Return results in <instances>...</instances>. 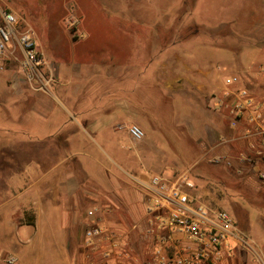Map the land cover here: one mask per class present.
<instances>
[{"label": "rangeland", "instance_id": "obj_1", "mask_svg": "<svg viewBox=\"0 0 264 264\" xmlns=\"http://www.w3.org/2000/svg\"><path fill=\"white\" fill-rule=\"evenodd\" d=\"M196 1L185 0L182 6V0H0V10L15 12L35 31L38 51L43 54L49 68L44 67V74L47 79H51L48 92H34L26 90L28 84H25L18 63H7L4 71L0 72V129H10L16 133L22 145L28 149L32 179L42 173L37 154L31 151L41 143L60 146L64 154L67 150L75 152L79 149L65 147L64 139L73 136L88 142L87 92L91 87L84 83L79 86L81 93L76 92L77 95H74L71 93L73 80L78 81L77 74L89 66L93 67L95 63L99 65L106 62L114 74L119 72L120 65L126 59L129 61L130 56L125 55L121 48L129 42L127 37L132 33L134 36L139 28L137 24H132L129 31L125 27V19L135 20L137 15L146 16L147 19H157L156 15L158 17V24L143 23V31L149 37L146 45L148 52L142 57L144 66L152 61L156 64L173 63V53L159 52H167L170 48L183 52L186 47L190 55L196 54L195 59L202 61L203 66L220 68L219 71H211L217 76L220 87H226V78L233 75L243 78L247 74L259 73L258 69L264 66V22L254 16L262 17L264 0H200L195 10ZM253 11H257L254 16L251 15ZM175 12L176 17L179 15L183 19L173 24L169 20H172L171 15ZM185 16L188 17L184 21ZM251 18L256 19L257 23L253 24ZM227 19L234 21L230 27L223 25ZM130 39L134 43L135 38ZM153 72L155 77L161 79L171 74L168 70ZM61 84L68 94L63 95L59 88ZM158 84L141 87L145 97L153 96L156 101L154 110L146 112L151 120L156 121L155 128H150L147 118L140 120L143 125L134 121L131 124L140 126L145 134L144 139L152 137L153 143L178 164L175 167L177 173L173 175L176 178L189 168L193 153L188 149V139L183 129L172 125V97L166 95ZM212 113L217 115L221 125L228 120L226 112L217 113L213 110ZM122 131L128 134L126 130ZM213 135L210 142L215 145L219 136ZM130 139L133 143H140ZM232 146L233 143H230L227 147L229 154L239 155L241 151ZM116 153L129 164L136 162V150L132 145ZM16 165L19 168L20 162L17 161ZM224 168L231 177H227L223 183L212 179L210 182L193 179L192 170L183 174L194 181V193L199 202L212 209L228 211L252 247L257 251L261 246L264 249V189L260 194L256 185L244 183L239 188L237 181H243L238 178L241 174L237 168ZM113 170L123 175L119 168L113 167ZM16 175L23 176L24 171H18ZM235 209L249 214L247 223L235 213ZM33 218V214L27 213L24 221L18 213L15 219L18 224H33ZM67 233L59 225L41 227V230L32 227L17 230L16 226H12L7 229V235L13 245L5 243V247L8 250L17 247L22 264H71L74 246L69 244ZM1 239L0 233V249L3 247ZM241 253V259L249 257L245 252ZM248 254L255 257L251 252Z\"/></svg>", "mask_w": 264, "mask_h": 264}, {"label": "crops", "instance_id": "obj_2", "mask_svg": "<svg viewBox=\"0 0 264 264\" xmlns=\"http://www.w3.org/2000/svg\"><path fill=\"white\" fill-rule=\"evenodd\" d=\"M184 1L182 0V6ZM199 1H196L195 10ZM177 12L171 15L172 20H169L173 24L183 19L179 15L176 17ZM256 13L257 11H253L251 15L254 16ZM187 17H184V21ZM156 18L147 19L146 16L137 15L135 20L125 19V27L129 31L132 24H137L139 30L136 29L134 36L133 33L132 36H128L129 42L121 48L122 52L130 57L129 61L126 59L120 65L118 73L112 74L113 69L106 62L99 65L95 63L93 67L89 66L77 74L78 81L73 80L71 93L74 95H77L76 92L81 93L79 86L84 83L91 87V90L86 91L87 95L89 94V109L86 116L88 142L73 136L64 139L63 142L65 147L79 148L78 151L72 152L70 149L63 154L60 146L41 143L31 151L37 154L42 173L38 178L32 179L28 165L30 158L28 149L22 145L23 142L16 133H12L10 129H0V225L3 229L0 232L3 244L0 249V264L8 256L15 257L17 264H22L17 247L9 248L11 251L5 247V243L7 245L12 243L7 235V229L12 226H16L17 230L24 227L41 230V227L52 228L59 225L61 230L68 232L69 244L74 246L71 264H106L119 261L116 254L112 260L98 259L85 245L84 232L91 224V219L87 215L90 210H97V216L101 215L100 225L114 231L119 239L141 240V248L146 252H150L159 244L154 236L146 237L147 234H143V229L148 226L144 220L146 190L137 180L146 181L147 177L153 174H162L172 179L177 173L175 167L178 164L153 143L152 137L140 143H133L126 132L117 129L118 125L131 124L132 121L142 124L140 120L143 118L150 121L151 129L155 128L156 121L151 120L146 112L151 113L154 110L156 101L153 96L145 97L141 93V87L146 84L152 86L157 82L166 95L172 97L171 110L174 114L171 115L172 125L183 129L188 139V149L193 153L191 164L183 173L191 171L201 161L209 162L210 158L220 155V149L215 148L217 144L210 142L211 135L222 136L225 129L217 115L212 113L215 109L214 98L211 97L222 95L227 90V87L219 86L217 76L211 72L219 71L220 68L203 66L202 61L195 59L196 54L190 55L186 47L183 52L176 48L159 52L173 53L175 55L173 63L156 64L152 61L144 66L142 57L148 52L146 45L149 37L142 27L145 22L158 24L157 15ZM254 18H260L264 22V13L262 17L256 15ZM229 20L227 19L223 25L230 27L234 21ZM251 20L253 24L257 23L256 19ZM133 37L134 43L130 39ZM154 70H168L171 74L161 79L155 77ZM258 72L255 75L252 73L241 77L242 87H245L257 101H264V66H261ZM26 86V90L37 92ZM62 87L63 84L59 86L63 95L68 94L67 89ZM227 132V137L233 140L232 147L244 153L250 140L249 136L246 137L244 129L240 127L233 131L229 128ZM130 145L136 150V162L133 164H129L116 153L121 152L125 146L130 148ZM232 157L237 159L238 155ZM17 161L20 162L19 168L16 167ZM261 165L259 162L237 165L242 170L238 178L244 184L256 185L260 193L264 189V181L260 180L254 171L261 168ZM113 167L119 168L123 175L114 171ZM21 170L24 171V175L17 176L16 172ZM18 213L24 221L27 213L33 214V224L23 222L18 224L15 219ZM162 235L173 242L166 245L170 252L174 244L181 248L191 247L193 250L196 248L181 233L163 230ZM256 252L264 257L262 246ZM245 253L249 257L243 260L239 255H242L241 250L237 248L235 255L224 259L222 264H255V257Z\"/></svg>", "mask_w": 264, "mask_h": 264}, {"label": "built area", "instance_id": "obj_3", "mask_svg": "<svg viewBox=\"0 0 264 264\" xmlns=\"http://www.w3.org/2000/svg\"><path fill=\"white\" fill-rule=\"evenodd\" d=\"M0 17V72L7 63H18L31 89L48 92L51 79L45 77L44 67L49 68L38 51L35 31L13 11L0 10ZM225 85L227 90L214 97V109L228 113L229 128L233 131L243 128L250 140L245 152L234 159L228 149L233 140L225 135L219 136L215 148L221 153L210 158L209 162L227 169L237 168L239 173L242 170L238 164L259 162L261 168L254 172L264 181V101H257L242 87V80L237 75L226 78ZM118 129L126 130L135 142L145 138L144 131L136 124L119 125ZM137 181L146 190L144 220L148 226L143 229V234L154 236L159 244L146 252L141 248V240L119 239L114 231L100 225L98 211L90 210L87 215L91 224L84 232V241L96 258L112 260L116 254L119 261L106 264H222L239 248L253 253L255 264H264V257L258 255L228 211L212 209L198 201L194 193L196 185L187 174L173 179L153 174L146 181ZM163 230L183 234L196 248H181L174 244L172 251H168L166 245L173 242L162 235ZM2 264H17V260L8 256Z\"/></svg>", "mask_w": 264, "mask_h": 264}, {"label": "trees", "instance_id": "obj_4", "mask_svg": "<svg viewBox=\"0 0 264 264\" xmlns=\"http://www.w3.org/2000/svg\"><path fill=\"white\" fill-rule=\"evenodd\" d=\"M225 127L224 129V132L222 133V135H226L228 136V132H227V129H229V121L226 119L223 123V125ZM226 169L224 168L223 165L221 166H215L207 161H201L197 166L194 167V169H192L191 171V177L193 179H200L202 181H209L210 182V179L212 180H216L217 182H222L227 179V177H231L228 175V173H226ZM241 184H243V182H238L237 181V186L239 188H241ZM227 187V186H226ZM262 193V192H261ZM260 193V194H261ZM228 194V193H227ZM229 196H231V199H233V196L228 194ZM234 208V206H233ZM241 210H236L235 209V213L244 218V220L246 221V223L248 222V216L249 214L248 213H243V212H240ZM236 224V223H235ZM237 226V224H236ZM238 228V226H237ZM239 229V228H238ZM240 230V229H239ZM241 231H242V228H241ZM243 232V231H242Z\"/></svg>", "mask_w": 264, "mask_h": 264}]
</instances>
